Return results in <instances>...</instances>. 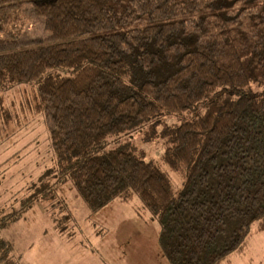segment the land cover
<instances>
[{
  "label": "trees",
  "instance_id": "1",
  "mask_svg": "<svg viewBox=\"0 0 264 264\" xmlns=\"http://www.w3.org/2000/svg\"><path fill=\"white\" fill-rule=\"evenodd\" d=\"M27 6L62 41L1 53L0 93L33 85L54 165L0 214V264H23L1 233L37 202L65 232L67 182L91 212L137 198L168 264L243 252L264 230V0H0V52L42 40L24 36ZM137 130L162 139L179 190L143 150L109 146Z\"/></svg>",
  "mask_w": 264,
  "mask_h": 264
},
{
  "label": "rangeland",
  "instance_id": "2",
  "mask_svg": "<svg viewBox=\"0 0 264 264\" xmlns=\"http://www.w3.org/2000/svg\"><path fill=\"white\" fill-rule=\"evenodd\" d=\"M31 10L30 6L25 8L28 24L24 36L42 40L24 43L0 54L62 41L45 40L49 34ZM33 93L31 84L0 93V214L17 206L41 181V175L54 165L43 117L26 107L33 100ZM163 118L174 124L191 115L182 113ZM141 134L137 130L109 142V146L143 150L144 159L166 170L179 190L182 179L166 165L162 139L143 141ZM58 196L66 201L71 212V217L62 223L66 227L64 233L57 230V213L43 202L33 204L18 222L2 231L4 237L13 241L14 256L21 263L168 264L157 241L158 223L140 206L137 198L131 202L114 200L91 212L69 182L61 187ZM224 264H264V230L252 229L244 251L231 254Z\"/></svg>",
  "mask_w": 264,
  "mask_h": 264
}]
</instances>
